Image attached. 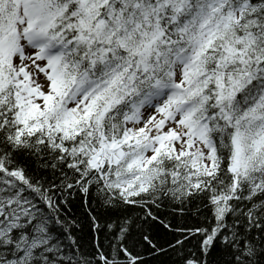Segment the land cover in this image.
Here are the masks:
<instances>
[{
	"label": "snow or ice",
	"instance_id": "snow-or-ice-1",
	"mask_svg": "<svg viewBox=\"0 0 264 264\" xmlns=\"http://www.w3.org/2000/svg\"><path fill=\"white\" fill-rule=\"evenodd\" d=\"M0 264H264V0H0Z\"/></svg>",
	"mask_w": 264,
	"mask_h": 264
},
{
	"label": "trees",
	"instance_id": "trees-1",
	"mask_svg": "<svg viewBox=\"0 0 264 264\" xmlns=\"http://www.w3.org/2000/svg\"><path fill=\"white\" fill-rule=\"evenodd\" d=\"M73 212L76 214H80L82 212V209H80L78 206L73 209ZM85 239H87V229H85ZM163 240V237H161V241ZM167 259V258H164Z\"/></svg>",
	"mask_w": 264,
	"mask_h": 264
}]
</instances>
